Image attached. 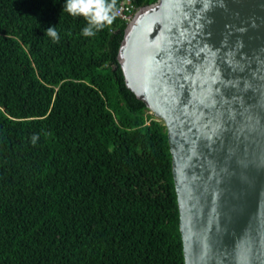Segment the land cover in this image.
Masks as SVG:
<instances>
[{"label":"trees","instance_id":"trees-1","mask_svg":"<svg viewBox=\"0 0 264 264\" xmlns=\"http://www.w3.org/2000/svg\"><path fill=\"white\" fill-rule=\"evenodd\" d=\"M65 2L0 0V264H184L167 132L116 58L126 23L85 37Z\"/></svg>","mask_w":264,"mask_h":264},{"label":"water","instance_id":"water-1","mask_svg":"<svg viewBox=\"0 0 264 264\" xmlns=\"http://www.w3.org/2000/svg\"><path fill=\"white\" fill-rule=\"evenodd\" d=\"M116 58L167 132L184 264H264V0L141 5Z\"/></svg>","mask_w":264,"mask_h":264},{"label":"clouds","instance_id":"clouds-1","mask_svg":"<svg viewBox=\"0 0 264 264\" xmlns=\"http://www.w3.org/2000/svg\"><path fill=\"white\" fill-rule=\"evenodd\" d=\"M116 0H66L63 12L72 16H82L87 26L82 29V35L85 37H94L106 25H111L115 20ZM45 35L51 37L54 42L59 41V35L56 26L49 27ZM38 136L33 137V142Z\"/></svg>","mask_w":264,"mask_h":264},{"label":"built area","instance_id":"built-area-1","mask_svg":"<svg viewBox=\"0 0 264 264\" xmlns=\"http://www.w3.org/2000/svg\"><path fill=\"white\" fill-rule=\"evenodd\" d=\"M136 10L137 7H135L132 0H119L116 5L115 16L127 24L132 19Z\"/></svg>","mask_w":264,"mask_h":264}]
</instances>
